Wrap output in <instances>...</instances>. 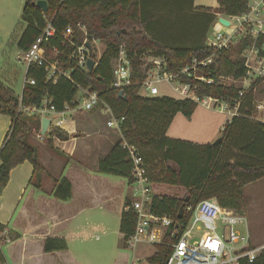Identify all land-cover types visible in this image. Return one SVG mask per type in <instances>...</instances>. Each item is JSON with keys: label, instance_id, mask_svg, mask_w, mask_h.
I'll return each instance as SVG.
<instances>
[{"label": "trees", "instance_id": "trees-1", "mask_svg": "<svg viewBox=\"0 0 264 264\" xmlns=\"http://www.w3.org/2000/svg\"><path fill=\"white\" fill-rule=\"evenodd\" d=\"M32 1L24 0L20 14L21 21L26 24L16 43L20 50L30 46L42 31L46 19H52L53 26L58 30L78 22L85 24L91 35L105 43V49L96 68L91 71L76 66L68 59L67 50L60 57L65 68H73L70 79L60 76L54 84L46 81L45 67L30 65L26 78H33L35 83H25L20 98L0 81V113L11 118L10 127L0 146V190L7 184L10 170L25 160L32 165L29 181L35 187L41 188V176L47 173L39 158L38 147L30 136L32 125L39 126V116L27 115L19 110V106L40 105L47 94L51 105L60 111L75 95L76 82L99 91L100 98L109 106L113 116L124 117L119 126L118 139L98 160V171L122 177L132 183L133 163L122 142L134 146L136 154L143 160L150 183L152 213L168 216L175 224L184 226L189 218L185 207L194 206L206 198H215L224 208L238 212L244 209L245 187L264 178V122L254 119L251 109L244 108L252 102L254 82L240 96L238 92L241 87L233 82L223 83L220 78L229 77L236 81L244 77L246 67L243 53L250 45L249 37L240 38L235 46L217 50L213 63L202 67L204 74L212 77L211 84L185 75L179 77L180 81L194 88L195 96L199 99L210 96L228 100L233 105L234 101L238 102L237 113L224 123L220 131L222 137L217 144L193 142L169 137L166 129L176 113L191 117L197 106L194 99L166 95L142 96L137 92V85L123 88V94L119 96L120 90L110 87L113 78L112 60L120 45L125 47L135 68L140 55L149 51L153 56H163L172 72L185 66L193 57L202 59L215 51L204 44L203 35L189 44H171L155 37L160 33L161 24L157 15L167 13L168 16L183 17L182 7L189 12L188 2L191 0H45L46 11L32 4ZM216 1L215 8L199 6V11H191L202 15L199 21H195L194 31L199 30L202 20L208 26L215 13L240 15L248 8V0ZM162 2L166 6L164 9L171 14L165 10H155ZM174 21H165L162 29L166 30L167 27L170 30ZM76 36L80 37L79 33ZM51 44H58L57 39H53ZM51 135L68 138V133L56 126L52 128ZM51 135L43 138L47 144H51ZM228 148L233 152L232 160L225 157ZM53 181V197L61 201L68 200L72 195L70 180L62 176ZM187 195L188 199L185 200ZM129 203L130 199L125 198L118 225L124 245L134 233L136 223L134 211L125 209ZM182 203L185 204L183 216L178 218ZM5 227L0 222V233ZM173 241L172 234L166 230L163 241L154 244L155 251L146 261L149 264H165L172 249L168 243ZM66 249L67 242L62 236H47L43 241L44 252ZM1 254L0 251V261L4 260ZM241 264H264V254L252 262L243 261Z\"/></svg>", "mask_w": 264, "mask_h": 264}, {"label": "built area", "instance_id": "built-area-1", "mask_svg": "<svg viewBox=\"0 0 264 264\" xmlns=\"http://www.w3.org/2000/svg\"><path fill=\"white\" fill-rule=\"evenodd\" d=\"M222 17L229 20V25L216 20L211 34L204 39V44L214 48L215 51L202 59L193 57L176 72L168 69L167 61L163 56H153L149 51L140 55L138 68H135L125 47L120 45L112 60L113 78L110 87L122 90L127 86L137 85L138 94L144 91L142 96L150 97L158 95V83L174 82V89L184 95L183 98L194 99L196 102L227 114H236L233 110L237 111V101H234L233 105L228 100L210 96L199 99L195 96L194 88L179 79L181 75H185L211 84L212 77L204 74L202 67L213 63L217 50L235 46L240 38L246 36L250 39V45L243 53L246 67L243 80H250L249 76L255 78L264 76V0H248V8L244 13ZM233 21L235 22L232 24ZM78 33L80 37L76 36ZM235 34H239L236 44L233 42ZM53 39H57L58 44H51ZM98 41L99 39L87 31L83 23L78 22L74 26L58 30L53 26L52 19H46L40 34L27 49L21 52L20 59L26 66L23 85L35 83L33 78H26L27 68L32 64L45 67L46 81L52 84L56 83L60 76L70 79L73 68H65L60 57L67 50L69 51L68 59L72 60L76 66L87 69V61L91 59L92 69L96 68L100 58ZM220 79L223 82V79H229V77ZM74 83L77 91L60 111L51 105L47 94L43 96L40 105H20L19 110L27 115L37 114L39 117L52 113L54 126L66 131L65 116L69 110L90 111L99 107L109 115L106 125L119 129L124 117L113 116L109 106L100 98L99 91ZM243 91L242 88L239 90L240 96ZM257 107L260 108V105ZM37 137L42 139L45 136L39 132ZM122 147L127 149L133 163L131 171L133 199H130L125 209H132L136 214L135 230L128 237L127 244L133 245L141 239L152 244L161 243L166 230H169L171 234L176 231L174 241L168 243L172 249L165 264H241L243 261L252 262L257 256L264 254V243H251L244 214L222 207L215 198H206L194 206H186L185 211L189 213V218L184 226L175 224L168 216L152 213L150 210L151 188L143 160L136 154L134 146L122 142ZM136 260H133L132 264H137ZM0 264L8 263L6 260H1Z\"/></svg>", "mask_w": 264, "mask_h": 264}, {"label": "rangeland", "instance_id": "rangeland-1", "mask_svg": "<svg viewBox=\"0 0 264 264\" xmlns=\"http://www.w3.org/2000/svg\"><path fill=\"white\" fill-rule=\"evenodd\" d=\"M195 1L202 6H216L215 0ZM23 4L24 0H0V51L3 48L5 49L2 54L0 53V79L12 86V89L16 93L21 90L25 75L24 71L26 70L24 62L20 59L22 50L16 45L18 35H20L26 26L20 17ZM165 7V4L162 2L155 10L157 12L165 10L171 14L170 11L164 9ZM182 9L183 17L179 15V17H175L172 14L168 16L167 13L157 15L158 20L160 18L161 21L158 30L160 33L157 36L155 35L156 38L158 37L157 39L161 41L166 40L171 44H189L194 40L200 39L202 35L206 37L211 34L212 28L209 30V26H206L203 20L200 21L199 30H193V26L197 23L195 21H199L202 17L201 13L188 12L187 8L184 7ZM172 19L175 20L172 28L170 30L167 27L166 30L162 29L164 22ZM238 36L239 34H235L234 36L233 42L235 44L238 41ZM97 47L98 53L101 55L105 49V43L99 40ZM252 63H255L254 59ZM249 79L248 81H244L242 78L234 82L233 80L223 79V82L227 84L233 82L244 91L254 82L252 102L249 105L246 104L244 108L246 110L251 109L254 118H260L263 111L262 109L259 110L257 105H264V76L257 78L249 76ZM174 85V82L162 81L158 83V95L183 98L184 95L175 90ZM143 93L144 91L140 92L141 95ZM206 110L208 109L205 108V105L199 103L190 118L185 117L181 113H176L166 129V134L169 137L188 139L193 142L212 143L221 135L220 131L223 126H220V123L222 121L225 123V116L228 118L229 114H220L217 109H215L217 112L213 111L211 113H208ZM101 118L103 121L109 119L108 113L102 115ZM109 128L116 130L113 134V139H118V132L120 130L115 127ZM38 139L41 140L40 138ZM48 146L49 144L45 142V147ZM225 157L232 160L233 152L231 148L227 149ZM45 177V174L41 176V188L35 187L33 182L25 185L19 199L9 214V219L4 223L6 227L3 230L4 232L0 233V242L1 252L4 254L8 264H132L133 260L136 259H139L136 260L137 264H144L146 258L154 252L155 245L144 239L134 242L133 245H124L118 231L119 215L124 202L121 204L118 199L113 201L108 208L103 209V207H100L102 209H98L95 205L87 208L86 212L90 213L96 220H84L80 222L83 219L81 216L84 213H80L81 215L76 213L73 223L68 230L69 240L67 243L69 244L65 251L43 252L41 247L42 242H39L41 239L39 237L35 238L30 232H27L21 240L13 242L17 238L16 230L23 233V227L28 228V226L33 224L34 219L48 214V207L44 205V209L42 202H37V200L40 201L41 197L42 199L47 198L49 193L52 195L54 189V179H52V192H49V186L52 183L47 178L43 187L42 180ZM112 177L115 180H125L118 176ZM119 183L117 181L116 185H119ZM119 187L117 191H130V187L126 184L120 183ZM244 192L246 194V203L241 212L246 218L250 241L254 244L264 243V178L246 186ZM128 198L133 199V197L129 196ZM23 208H26V212L22 210ZM3 215L4 213L1 212V216ZM35 223L37 222L35 221Z\"/></svg>", "mask_w": 264, "mask_h": 264}, {"label": "crops", "instance_id": "crops-1", "mask_svg": "<svg viewBox=\"0 0 264 264\" xmlns=\"http://www.w3.org/2000/svg\"><path fill=\"white\" fill-rule=\"evenodd\" d=\"M215 2L217 6V1L215 0ZM188 3L190 11L193 12L199 11L197 7L202 6L199 5L195 0H191V2ZM221 15L227 16L215 13L213 21L208 24L209 30H211L213 24L216 22V20H218L219 16ZM19 36L20 35H18L16 39V43ZM4 51L5 49L3 48L0 53L2 54ZM229 80L232 79L229 78ZM0 81L4 85H6L10 90H12L15 96L20 98L23 89V83L21 90L16 93L12 89V86L8 85L1 79ZM197 104H199V102H197ZM258 105H260V108L258 109H262L263 114L260 118H253L264 122V105ZM205 108L209 110H206L208 113H211L213 111L217 112L215 111V108L207 106H205ZM233 111L236 112V109ZM218 113L223 114L225 112L218 111ZM104 114L105 113L103 112L102 108L99 107L90 111L82 109H77L75 111L69 110L67 112V115L65 116V118H67L65 127L66 132L68 133L67 139H61L56 137L55 135H51V130L54 127V122H52L51 120L49 125V131L50 135L52 136V141L48 147H45V142L43 141V139L39 140L37 135L40 132L41 117L46 116L52 117L53 119L54 114H43L39 117V126H37L36 124L32 125L30 135L31 140L34 142V144L37 145L39 158L47 172L45 174L46 177L42 180L43 187L44 182H46V178L52 183V179H57L62 176H65L70 180L72 184V195L68 200L61 201L54 198L49 193L47 195V198L42 199L41 197L40 201L37 200V202H42L44 209V205L48 207V214L46 216L45 214L44 216H39L38 218H36L37 220L34 219V222H32L33 224H31V226H28V228L23 227V233H20L16 230L17 238L14 239L13 242L21 240L27 234V232L32 233L35 238L39 237V239H41V241L39 242H42V251L43 241L47 236H62L64 237L66 242H68V230L70 229L73 223V219L75 218L74 216L76 215V213H84L83 216H81V218L83 219L80 220V222L84 220H96L90 213L86 212L87 208H89L91 205H95L96 207H98V209H102L100 207H103L104 209L110 207L113 201H115L116 199H118L119 203L123 204L125 198H128V196L132 197V183H128L126 179L115 180V178L112 177L113 175L104 174L98 171V160L100 156L106 154L113 145V143L117 140V138L116 140L113 139V134L116 132V130L107 127L106 121L102 120L101 117ZM231 117L232 114H229L228 118L225 116L226 121H229ZM10 124V116L0 113V146L2 144L5 134L7 133L10 127ZM222 124H224L223 121L220 123V126H223ZM118 133L120 135V132ZM32 171V165L27 160L23 161L22 163H19L10 170L9 180L6 186L0 191V200H2V202H0L1 223H6V221L9 219V214L11 213L14 204L20 197L21 191L23 190L25 185H27V183H31V181L29 180L31 178ZM117 181L126 184L128 187H130V191H117L120 188V183L119 185H116ZM52 189L53 183L49 186V192H52ZM22 210L26 212V208H23ZM1 212L4 213L3 216H1ZM35 221L37 223H35ZM125 243V245H127V242ZM68 244L69 243H67V248ZM23 250L25 249L23 248ZM1 255L3 256L2 258L6 260L4 254Z\"/></svg>", "mask_w": 264, "mask_h": 264}, {"label": "water", "instance_id": "water-1", "mask_svg": "<svg viewBox=\"0 0 264 264\" xmlns=\"http://www.w3.org/2000/svg\"><path fill=\"white\" fill-rule=\"evenodd\" d=\"M32 4L40 7L43 11H46L47 10V3L45 0H34L32 1ZM218 20L223 23L224 25H229V20H227L226 18L222 17V16H219ZM92 66H93V61L91 59H88L87 61V69L89 71L92 70ZM123 94V91L120 90L118 92V95L121 96ZM52 120V117H46V116H43L41 117V123H40V133L41 135L47 137L50 135V131H49V125H50V122ZM222 135H220L216 140H214L212 142V144H217L220 139H221ZM188 199V195L185 197V200ZM184 207H185V204L182 203V205L180 206L179 210H178V218H181L183 216V212H184ZM175 234H176V231L173 232L172 234V239L175 238ZM144 264H149L147 261L144 262Z\"/></svg>", "mask_w": 264, "mask_h": 264}]
</instances>
